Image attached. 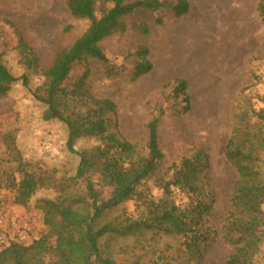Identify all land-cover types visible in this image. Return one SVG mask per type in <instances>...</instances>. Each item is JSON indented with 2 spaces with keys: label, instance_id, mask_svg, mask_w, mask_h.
Masks as SVG:
<instances>
[{
  "label": "trees",
  "instance_id": "trees-1",
  "mask_svg": "<svg viewBox=\"0 0 264 264\" xmlns=\"http://www.w3.org/2000/svg\"><path fill=\"white\" fill-rule=\"evenodd\" d=\"M73 20L88 23L84 32L71 44L55 52L51 62L43 66L23 35L16 31V47L23 68L15 77L5 67L0 51V99L7 98L13 86L21 82L29 87L32 77L40 83L32 91L43 105L42 119L57 121L67 132L66 148L78 158L75 174L57 179L42 171L23 169L14 137L6 135L4 145L8 163L18 161L20 179L15 172L2 168L0 190L13 192V203L28 207L39 189L54 191L52 198H41L34 207L42 212L44 234L28 246L12 245L0 252V264H159L165 257L153 249L162 238L178 242L188 261L182 264H204L216 239L209 226L214 199L207 182L210 157L198 149L166 169L159 145V117L147 125L145 145L131 143L112 131L116 104L93 95L89 79L90 63L97 62L106 78L116 79L127 69L111 64L101 44L116 35H123L127 21L137 11L172 12L181 18L189 12L187 0H64ZM257 14L264 24V0L257 4ZM67 26L64 32H70ZM146 35L145 23L134 26ZM147 47L138 45L131 53L133 67L130 81L149 74L153 65ZM172 95L183 107L191 108L188 85L183 78L173 80ZM233 109L225 159L236 172L231 196V212L225 219L220 236L236 255L259 261L264 243V103L254 109L249 96H243ZM81 140H94L84 150H76ZM154 181L162 191L159 199L144 196L138 188ZM108 187L113 191L106 194ZM186 200L176 202L174 191ZM106 194V196H104ZM136 200V216L119 211L122 205ZM119 211V212H118ZM153 258L146 259L148 251ZM136 251H141L142 255ZM134 255L135 257H133ZM155 257V258H154ZM133 258L131 263L129 260ZM225 264H232L231 259Z\"/></svg>",
  "mask_w": 264,
  "mask_h": 264
},
{
  "label": "rangeland",
  "instance_id": "rangeland-1",
  "mask_svg": "<svg viewBox=\"0 0 264 264\" xmlns=\"http://www.w3.org/2000/svg\"><path fill=\"white\" fill-rule=\"evenodd\" d=\"M187 1L189 12L181 18L174 17L168 10L132 14L123 35L113 36L101 44L111 64L123 66L127 71L119 78L108 79L100 65L91 62L89 85L93 95L116 104L112 131L131 143L145 145L146 125L159 117L163 169L198 149L209 154L211 166L207 182L214 199L209 226L215 231L216 239L204 264H225L230 259L232 264H257L255 260L236 255L222 241L220 229L232 210L230 196L236 181V172L224 155L232 111L242 92L243 96L251 98L254 109L259 110L264 103V24L256 10L259 0ZM140 23L148 25V34L135 31L134 26ZM67 26L72 27L70 32H64ZM87 26L86 21L71 18L64 0H0V51L4 54L5 67L15 77L23 74L15 50L16 31L46 66L55 52L71 44ZM138 45L148 48L153 69L132 82L131 53ZM175 78L187 82L191 100L187 114L179 113L183 104L172 95ZM39 83L40 79L35 77L30 79L28 88L18 82L7 98L0 99V159L4 161L2 168L15 172L17 181L21 169L18 161L6 164L10 157L4 137L8 134L14 137L26 171L47 172L61 179L73 176L78 163V158L66 148L64 125L44 121L41 117L44 107L32 94ZM95 144L94 140H81L75 148L80 151ZM112 191V187H108L106 194ZM138 191L154 199L162 195L154 181L143 183ZM54 195L51 189H39L30 205L22 207L13 203V192L0 190L8 214L36 220V240L44 234V226L42 212L34 207L35 202ZM173 198L176 202L186 200L176 190ZM138 205L132 200L119 211L136 216ZM262 210L264 212V205ZM151 246L164 254L165 259L159 264H182L189 259L173 239L162 238ZM154 251H148L147 260L153 258ZM136 252L142 255L141 251ZM258 259L264 262V243ZM129 261L133 263L134 259Z\"/></svg>",
  "mask_w": 264,
  "mask_h": 264
},
{
  "label": "built area",
  "instance_id": "built-area-1",
  "mask_svg": "<svg viewBox=\"0 0 264 264\" xmlns=\"http://www.w3.org/2000/svg\"><path fill=\"white\" fill-rule=\"evenodd\" d=\"M36 233V220L8 214L0 196V252L12 245H30L37 239Z\"/></svg>",
  "mask_w": 264,
  "mask_h": 264
}]
</instances>
